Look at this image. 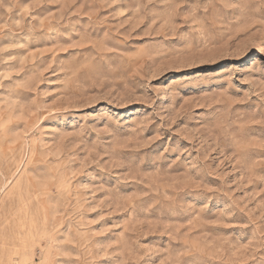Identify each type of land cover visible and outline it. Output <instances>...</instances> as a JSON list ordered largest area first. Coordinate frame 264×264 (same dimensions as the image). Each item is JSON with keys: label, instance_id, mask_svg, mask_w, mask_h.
<instances>
[{"label": "rangeland", "instance_id": "rangeland-1", "mask_svg": "<svg viewBox=\"0 0 264 264\" xmlns=\"http://www.w3.org/2000/svg\"><path fill=\"white\" fill-rule=\"evenodd\" d=\"M0 264H264V0H0Z\"/></svg>", "mask_w": 264, "mask_h": 264}]
</instances>
